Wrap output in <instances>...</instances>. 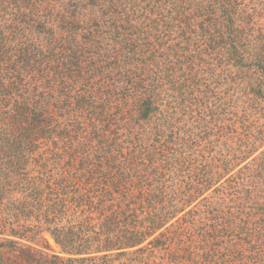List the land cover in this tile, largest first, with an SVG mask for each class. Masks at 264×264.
Here are the masks:
<instances>
[{
  "label": "trees",
  "instance_id": "obj_1",
  "mask_svg": "<svg viewBox=\"0 0 264 264\" xmlns=\"http://www.w3.org/2000/svg\"><path fill=\"white\" fill-rule=\"evenodd\" d=\"M0 264H264V0H0Z\"/></svg>",
  "mask_w": 264,
  "mask_h": 264
},
{
  "label": "rangeland",
  "instance_id": "obj_2",
  "mask_svg": "<svg viewBox=\"0 0 264 264\" xmlns=\"http://www.w3.org/2000/svg\"><path fill=\"white\" fill-rule=\"evenodd\" d=\"M35 232L41 233V231L37 228H35L34 232H32V233L34 234ZM33 234L31 237L32 238L35 237V238L32 239L30 242L24 241V243H26L27 245H30V246L37 247V248L48 247L51 250V252H50L51 254L60 255L62 257H68V255L66 253H62L60 247L55 243L53 238L46 231L41 233L40 236L37 235V237Z\"/></svg>",
  "mask_w": 264,
  "mask_h": 264
}]
</instances>
